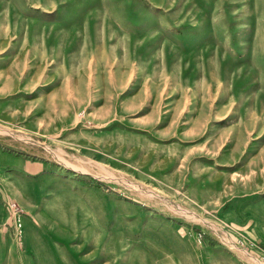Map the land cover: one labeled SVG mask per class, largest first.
<instances>
[{
	"label": "rangeland",
	"instance_id": "374dc122",
	"mask_svg": "<svg viewBox=\"0 0 264 264\" xmlns=\"http://www.w3.org/2000/svg\"><path fill=\"white\" fill-rule=\"evenodd\" d=\"M0 149V264H264V0H0Z\"/></svg>",
	"mask_w": 264,
	"mask_h": 264
},
{
	"label": "crops",
	"instance_id": "0c3cea01",
	"mask_svg": "<svg viewBox=\"0 0 264 264\" xmlns=\"http://www.w3.org/2000/svg\"><path fill=\"white\" fill-rule=\"evenodd\" d=\"M4 165L9 166V175H3L2 170ZM48 168V163L43 159H28L20 157L17 154L12 155L10 153H5L0 149V260L5 261L12 254L10 250L11 248L9 247L10 242L12 241V234L6 226L7 212L3 204L4 197L13 195L25 205V208L31 213L29 219L34 225H32V234L35 235V237H39L41 228L38 227L37 223H39L38 219H41L42 212L38 211L39 204L33 195L31 196L27 193L29 197H24V189L22 188L27 186V189L31 188V192L36 188H40L43 180H50L52 177L48 172ZM27 178L28 180H26ZM36 181H39L40 183L37 184ZM27 189H25V192Z\"/></svg>",
	"mask_w": 264,
	"mask_h": 264
},
{
	"label": "built area",
	"instance_id": "2783aa9c",
	"mask_svg": "<svg viewBox=\"0 0 264 264\" xmlns=\"http://www.w3.org/2000/svg\"><path fill=\"white\" fill-rule=\"evenodd\" d=\"M9 211V220L17 238L23 234V209L15 200H7L6 202Z\"/></svg>",
	"mask_w": 264,
	"mask_h": 264
},
{
	"label": "trees",
	"instance_id": "16d2710c",
	"mask_svg": "<svg viewBox=\"0 0 264 264\" xmlns=\"http://www.w3.org/2000/svg\"><path fill=\"white\" fill-rule=\"evenodd\" d=\"M99 185L102 186L100 183H99ZM102 187H104V186H102Z\"/></svg>",
	"mask_w": 264,
	"mask_h": 264
}]
</instances>
